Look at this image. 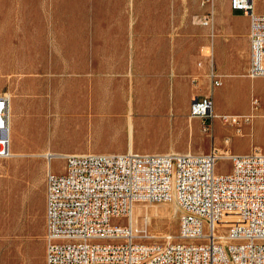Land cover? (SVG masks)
<instances>
[{"label": "rangeland", "instance_id": "374dc122", "mask_svg": "<svg viewBox=\"0 0 264 264\" xmlns=\"http://www.w3.org/2000/svg\"><path fill=\"white\" fill-rule=\"evenodd\" d=\"M256 10L264 14V0ZM210 14L209 27L197 23ZM228 21L250 26L248 16L232 17L230 0H0V96L12 98L14 154L0 160V264H46L47 153L264 155V96L253 94L264 78L249 76V45H237L222 70L214 59ZM132 87L165 90L164 113L131 118ZM208 96L217 118L190 120L192 100ZM254 100L261 101L257 109ZM224 115L239 124L225 123ZM51 164L61 173L65 162ZM231 166L221 159L217 171ZM161 206L170 203L135 210ZM174 206L170 215H141L135 227L146 242L178 235Z\"/></svg>", "mask_w": 264, "mask_h": 264}, {"label": "built area", "instance_id": "2783aa9c", "mask_svg": "<svg viewBox=\"0 0 264 264\" xmlns=\"http://www.w3.org/2000/svg\"><path fill=\"white\" fill-rule=\"evenodd\" d=\"M250 20L249 76L264 78V14L255 0H230ZM209 27L210 14L197 20ZM208 54H211L210 50ZM214 87L222 85L212 73ZM253 108L259 107L254 100ZM12 98L0 96V160L14 157ZM217 118L213 97H195L189 119ZM238 125L239 117L224 115ZM212 125L204 130L210 132ZM46 176V264H264V155H66ZM230 160L229 172L217 171ZM175 202L179 232L145 241L131 217L140 203Z\"/></svg>", "mask_w": 264, "mask_h": 264}, {"label": "bare ground", "instance_id": "6f19581e", "mask_svg": "<svg viewBox=\"0 0 264 264\" xmlns=\"http://www.w3.org/2000/svg\"><path fill=\"white\" fill-rule=\"evenodd\" d=\"M255 2H257V0H255ZM129 92H130V100L128 102L130 104L129 110H130V113H131V118H133L134 115H137V113H141L142 111L145 113V115L146 114H151V115H156V117H158L159 115H162L164 113V111H162V110L163 109L166 110V108L168 106L166 92H165V90H163L161 88L154 87V88H149V89H139L137 87L136 88L132 87V89ZM241 94H243V92H240L234 98L238 104H241V102H242ZM231 100H232V98L228 99V101H231ZM11 117H12V112H11ZM253 117H254V115H253ZM131 150H133L132 149V144L130 145V151ZM220 153L223 154L224 151H222ZM45 156L49 157V159H51V158L57 159V158H60L62 155H60L58 153L50 152V153H47ZM174 205H175V202H170V206H167V207L166 206L165 207H162V206L161 207H155L151 211H149L148 209L146 210V208L145 209L138 208L137 210L134 209V212L132 214L131 220H132L134 225H137L139 223V219H140L141 215L144 214V213L145 214H150V215L156 214V213H164V214L170 215L172 213V211L175 210V206ZM147 227L150 229V231L152 230L153 226H152L150 220H148V222H147ZM154 235H158V234L155 233Z\"/></svg>", "mask_w": 264, "mask_h": 264}, {"label": "crops", "instance_id": "0c3cea01", "mask_svg": "<svg viewBox=\"0 0 264 264\" xmlns=\"http://www.w3.org/2000/svg\"><path fill=\"white\" fill-rule=\"evenodd\" d=\"M231 15L233 18L236 19H242V18L244 19L247 17L243 13L236 14V12H233L232 10H231ZM222 25L223 26L221 28L226 29L227 31L221 32L219 34L218 39L216 38L214 42V48H213L214 59H216L217 68L221 70L224 67L226 61L230 60L235 56L236 54L235 49L237 45L244 47L246 46L248 47L249 45V50H250V39H249L250 26L248 25L240 26L237 21L223 22ZM259 81L260 84L257 87L253 88V94L263 97L264 80H259ZM260 108H262V106H260Z\"/></svg>", "mask_w": 264, "mask_h": 264}]
</instances>
